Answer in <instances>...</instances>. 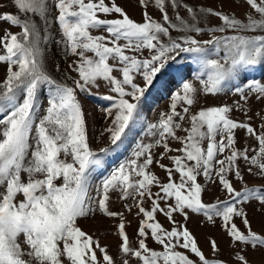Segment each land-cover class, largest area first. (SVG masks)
<instances>
[{
    "label": "snow or ice",
    "instance_id": "1",
    "mask_svg": "<svg viewBox=\"0 0 264 264\" xmlns=\"http://www.w3.org/2000/svg\"><path fill=\"white\" fill-rule=\"evenodd\" d=\"M12 4L16 13H0L9 25L0 35V264H254L249 253L256 252L264 258V222L257 232L250 218L264 220V79L249 76L264 66V0H242L241 17L222 4L217 10L186 0H136L139 21L116 0ZM210 18L219 23L202 27ZM205 34L210 38H199ZM52 42L68 61L63 72L54 66L61 79L45 59ZM101 87L103 146L94 149L79 97ZM228 94L237 98L204 105ZM162 95L167 108L146 123L145 111ZM253 103L261 108L253 111ZM210 185L223 198L206 201ZM114 199L122 210H112ZM129 215L138 221L134 237ZM194 217L198 227L219 229L226 253L211 235L205 253L188 226ZM82 221L114 227L89 232ZM108 234L114 250L100 242Z\"/></svg>",
    "mask_w": 264,
    "mask_h": 264
},
{
    "label": "rangeland",
    "instance_id": "2",
    "mask_svg": "<svg viewBox=\"0 0 264 264\" xmlns=\"http://www.w3.org/2000/svg\"><path fill=\"white\" fill-rule=\"evenodd\" d=\"M116 2L122 6L129 14L131 18L134 20L139 21L141 19V9L136 6V0H116ZM188 3H198V4H204L205 6L212 7L214 9L220 10L219 6L223 5V11L225 13L231 14L235 13L237 17H241L242 14L247 10V6L242 4V0H186ZM239 5V6H238ZM150 13L154 16L156 19H160L159 13L153 11L152 9H149ZM9 12V13H16L17 10L12 4V0H0V13ZM171 14V12H170ZM180 14L182 16H185L186 13L181 10ZM205 23L208 25H216L219 23L214 18H210L208 21L201 23V26L204 27ZM9 25L5 22H0V35L3 34L5 29H8ZM11 32L16 33L19 32L20 29L17 27H12ZM205 32L207 33V28H205ZM53 35L58 38V33L55 28L52 29ZM94 35H98L100 33L94 32ZM172 35L175 37L177 33L173 32ZM200 39H209L210 36L208 34H205ZM182 61L186 64H189L192 69H197L198 66L195 64H191V58L188 57L187 54H181ZM48 70L52 73L53 76H55L57 79H61V73H57L55 71L54 66L56 64L60 65L61 72H63L67 68V60L64 57L63 53L60 51V49L55 45L54 42L49 43L46 45V56H45ZM6 75V65L0 63V80H3ZM73 75H75L73 73ZM250 77H255L257 80L264 79V66L260 67L256 71H250L249 73ZM106 89L101 87L99 91L94 90L93 94L91 95H80L79 99L82 103L83 110L86 115L87 120V128H88V135L91 141V145L94 149H98L99 147L103 146V140L100 138V133L105 127V119H104V112L102 109L104 107H107V102L103 101L100 97L105 93ZM237 97L228 94V95H220L216 98L208 97L204 101L205 106H213V105H220L222 103H231L234 99ZM41 103L43 106L46 107V89L41 91L40 94ZM169 104V98L166 95H162L156 98L155 102L151 104L150 109L145 111V116L147 117V122H154L159 113L167 108ZM253 111H257L261 108L260 104L253 103ZM234 118L244 119V117L239 113H234ZM254 124H258L259 121L254 120ZM241 137L243 136V133L239 134ZM178 145H173V147H177ZM130 151V150H129ZM125 157L122 155L117 159L111 160L109 162L108 168L109 170L111 168L117 167L121 160H123ZM167 163V161H165ZM157 174L161 177L164 176V173L160 171L159 169H156ZM106 174V172H105ZM248 179V182L250 185L253 184H259L262 183V181L259 180H252L251 177H246ZM201 182L203 180L201 179ZM239 188V185H237ZM221 196L222 194L219 191V187L217 185H210L208 191L204 194V199L206 201L214 200L215 197ZM112 210L119 211L122 210V206L119 202L113 201ZM252 220L253 229L257 232L261 231V224L264 222L262 218L259 215H253L250 216ZM160 220L162 223H164L165 227H168L167 223L164 222L163 217H160ZM128 221H130V226L127 228V232L130 237H134L135 230L138 226V221L134 216L129 215ZM82 228L85 231L93 232V231H99L100 229H108L110 227H114V222L111 221H105L103 225L99 224H92L90 222H83L81 223ZM189 228L194 232L198 240L200 241L201 247L204 249L205 253H208V248L204 243L205 236H214L219 242L222 249L225 250V253L227 252V242L226 240L221 236L219 229L217 228H209V227H198L196 224V218L194 217L193 220L189 222ZM100 242L102 245H108L110 246V249H115L117 241L115 238L111 235H101ZM149 246L156 248L157 246L149 242ZM249 259L254 261V264H264V258H262L260 252L256 253H249Z\"/></svg>",
    "mask_w": 264,
    "mask_h": 264
}]
</instances>
